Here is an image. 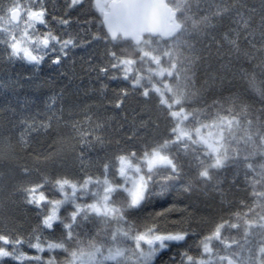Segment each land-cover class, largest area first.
Returning a JSON list of instances; mask_svg holds the SVG:
<instances>
[{
  "label": "snow or ice",
  "instance_id": "snow-or-ice-1",
  "mask_svg": "<svg viewBox=\"0 0 264 264\" xmlns=\"http://www.w3.org/2000/svg\"><path fill=\"white\" fill-rule=\"evenodd\" d=\"M0 264H264V0L0 4Z\"/></svg>",
  "mask_w": 264,
  "mask_h": 264
},
{
  "label": "trees",
  "instance_id": "trees-1",
  "mask_svg": "<svg viewBox=\"0 0 264 264\" xmlns=\"http://www.w3.org/2000/svg\"><path fill=\"white\" fill-rule=\"evenodd\" d=\"M6 2V0H0V4ZM78 54H82L83 50H77ZM55 75V72L53 69L48 68L47 66H44L42 68L41 73L39 74V80L36 81L37 84H41L43 85V81L46 80L47 78L53 77ZM29 95H31L32 93H28ZM51 94V90L46 86L43 85L42 89H41V95L43 96H47Z\"/></svg>",
  "mask_w": 264,
  "mask_h": 264
}]
</instances>
